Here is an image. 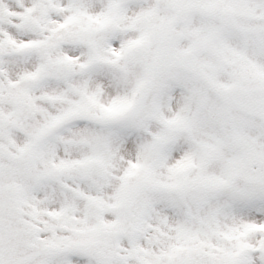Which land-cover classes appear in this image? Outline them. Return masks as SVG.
<instances>
[{
    "label": "snow or ice",
    "instance_id": "obj_1",
    "mask_svg": "<svg viewBox=\"0 0 264 264\" xmlns=\"http://www.w3.org/2000/svg\"><path fill=\"white\" fill-rule=\"evenodd\" d=\"M0 264H264V0H0Z\"/></svg>",
    "mask_w": 264,
    "mask_h": 264
}]
</instances>
